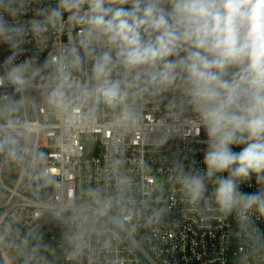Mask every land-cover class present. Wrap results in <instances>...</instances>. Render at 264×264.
I'll use <instances>...</instances> for the list:
<instances>
[{
  "label": "clouds",
  "instance_id": "obj_1",
  "mask_svg": "<svg viewBox=\"0 0 264 264\" xmlns=\"http://www.w3.org/2000/svg\"><path fill=\"white\" fill-rule=\"evenodd\" d=\"M0 44L10 50L0 63V154L40 190L58 182L21 118L34 94L66 134L104 118L121 138L167 100L174 124L207 137L205 168L175 159L169 182L203 219L234 218V264H264V230L253 219L264 220V0H0ZM126 164L113 153L97 183L50 205L56 244L37 225L19 240L0 230V248L24 264H120L119 245L144 251L150 236L141 230L169 209L140 195ZM253 177L257 191L242 192Z\"/></svg>",
  "mask_w": 264,
  "mask_h": 264
},
{
  "label": "built area",
  "instance_id": "obj_2",
  "mask_svg": "<svg viewBox=\"0 0 264 264\" xmlns=\"http://www.w3.org/2000/svg\"><path fill=\"white\" fill-rule=\"evenodd\" d=\"M31 15L29 11L21 19L27 20ZM25 47L27 50L19 60L27 58L34 50L31 44ZM7 55L10 50L0 44V63ZM46 55L47 52L41 54V61ZM2 91L4 89H0ZM34 95L36 101L22 112L21 118L31 131V146L46 154V167L54 174L58 186L40 190L26 169L0 154V230L15 235L14 228L25 233L38 225L45 241L56 244L61 229L50 214V205L86 182L97 183L108 158L113 153H122L126 167L136 176L140 195L156 205H166L169 212L151 230H141V234L147 231L150 236L144 251L130 249L125 244L117 247L113 256L120 264H234L238 251L233 235L234 218L203 219L199 213L188 209L177 187L169 182L175 159H183L186 166L195 161V167L205 168L203 158L207 145L203 141L207 137L203 129L197 134L188 125L174 124L167 114V100H163L148 106L145 120L134 134L116 136L105 126L104 118L93 124H82L66 134L59 121L46 111L39 96ZM162 125L168 129L164 136ZM242 147L234 146L233 151L239 152ZM6 164L16 168L11 185L2 180ZM222 175L227 177V172ZM250 185L242 184L241 191L256 192L254 177ZM211 188L209 185V191ZM253 219L264 230V220H256L255 216Z\"/></svg>",
  "mask_w": 264,
  "mask_h": 264
},
{
  "label": "rangeland",
  "instance_id": "obj_3",
  "mask_svg": "<svg viewBox=\"0 0 264 264\" xmlns=\"http://www.w3.org/2000/svg\"><path fill=\"white\" fill-rule=\"evenodd\" d=\"M15 176H16V168L13 166V164H6L3 172H2V180L6 185H11L14 180H15ZM14 235V234H12ZM17 240H19L22 236L20 234H16L14 235ZM15 250V249H14ZM3 252L0 251V263L2 262V264H12L11 261L9 260V258L5 257L4 254H2ZM21 260L24 263V257L20 256ZM8 259V260H7Z\"/></svg>",
  "mask_w": 264,
  "mask_h": 264
},
{
  "label": "water",
  "instance_id": "obj_4",
  "mask_svg": "<svg viewBox=\"0 0 264 264\" xmlns=\"http://www.w3.org/2000/svg\"><path fill=\"white\" fill-rule=\"evenodd\" d=\"M0 251L3 252L11 261L12 264H24L17 253L11 248H0Z\"/></svg>",
  "mask_w": 264,
  "mask_h": 264
},
{
  "label": "trees",
  "instance_id": "obj_5",
  "mask_svg": "<svg viewBox=\"0 0 264 264\" xmlns=\"http://www.w3.org/2000/svg\"><path fill=\"white\" fill-rule=\"evenodd\" d=\"M15 230H16V232L18 233V234H20L21 236H23V232H21V231H19L17 228H14ZM14 250V249H13ZM15 251V250H14ZM16 252V251H15ZM18 255V254H17ZM19 256V255H18ZM20 257V256H19ZM21 259V258H20ZM23 262V261H22ZM0 264H2V262L0 263Z\"/></svg>",
  "mask_w": 264,
  "mask_h": 264
},
{
  "label": "bare ground",
  "instance_id": "obj_6",
  "mask_svg": "<svg viewBox=\"0 0 264 264\" xmlns=\"http://www.w3.org/2000/svg\"><path fill=\"white\" fill-rule=\"evenodd\" d=\"M2 254H4V253H2ZM5 255V254H4ZM5 257L7 258V256L5 255ZM8 260V259H7Z\"/></svg>",
  "mask_w": 264,
  "mask_h": 264
}]
</instances>
